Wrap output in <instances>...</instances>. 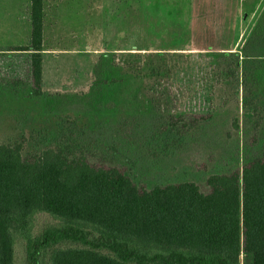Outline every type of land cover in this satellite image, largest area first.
Returning a JSON list of instances; mask_svg holds the SVG:
<instances>
[{"label":"rangeland","instance_id":"rangeland-1","mask_svg":"<svg viewBox=\"0 0 264 264\" xmlns=\"http://www.w3.org/2000/svg\"><path fill=\"white\" fill-rule=\"evenodd\" d=\"M46 5L42 92L28 99L3 87L7 77L25 74L28 53L7 49L28 44V11L21 12L18 28V0H0L2 142L20 144L23 155L59 147L73 155L101 157L123 166L147 188L180 181L204 184L209 175L226 172L236 153L241 165L254 134L259 147L264 69L250 87L262 119L257 127H243V97L249 88L242 82L241 60L237 66L230 53L240 55L264 13V0H49ZM97 64L104 74L131 76L129 84L111 93L117 108L104 89V98L89 97ZM206 111L214 119L193 130L203 144L190 137L169 142L165 134L153 139L149 123L144 137L133 134L131 126L129 138H121L115 135L116 122L105 126L102 116L97 118ZM235 117L239 130L231 132L228 120ZM23 258V241L17 240L14 264H23Z\"/></svg>","mask_w":264,"mask_h":264},{"label":"trees","instance_id":"trees-1","mask_svg":"<svg viewBox=\"0 0 264 264\" xmlns=\"http://www.w3.org/2000/svg\"><path fill=\"white\" fill-rule=\"evenodd\" d=\"M46 1L29 0L28 44L7 49L28 56L24 76L7 77L3 87L28 99L42 92ZM230 54L237 66L241 60L242 82L249 88L243 127H257L263 112L250 87L264 69V13L240 55ZM130 77L104 74L97 64L89 97L104 98V89L107 101L116 105L111 93ZM157 115L97 118L102 116L105 126L116 122L115 135L121 138H129L131 126L133 134L144 137L149 123L153 139L165 134L169 142L190 137L197 144L203 139L193 130L214 119L212 111ZM228 121L231 132H238V119ZM158 125L162 129H153ZM260 131L259 147L254 134L241 165L236 153L226 172L209 175L204 184L180 181L152 188L101 157L59 147L23 155L20 144L0 140V264H14L17 240L23 241V264H264V124Z\"/></svg>","mask_w":264,"mask_h":264},{"label":"crops","instance_id":"crops-1","mask_svg":"<svg viewBox=\"0 0 264 264\" xmlns=\"http://www.w3.org/2000/svg\"><path fill=\"white\" fill-rule=\"evenodd\" d=\"M48 1L49 0H47L46 3ZM46 6L47 5H45V8H46ZM25 7H26V9L28 11V14H27L28 20H27V23H26V31L29 34L30 33V23H29V7H30V3H29V0H18V28L22 27L21 22L23 20V15L21 14V12L23 11V9H25ZM45 8H44V12H45ZM44 18H45V14H44ZM6 25H8V24H6ZM43 29H44V22H43Z\"/></svg>","mask_w":264,"mask_h":264}]
</instances>
